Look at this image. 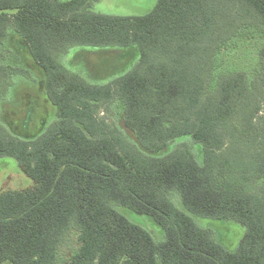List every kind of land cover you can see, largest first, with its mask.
<instances>
[{
  "label": "trees",
  "instance_id": "16d2710c",
  "mask_svg": "<svg viewBox=\"0 0 264 264\" xmlns=\"http://www.w3.org/2000/svg\"><path fill=\"white\" fill-rule=\"evenodd\" d=\"M97 1L0 0V45L17 33L57 107L32 140L0 122V157L34 182L0 194V264H264V0H158L135 17L97 13ZM242 31L263 41L252 79L220 72ZM75 48L137 58L97 85L64 64ZM16 76L30 73L0 63V99ZM115 103L136 143L100 117ZM186 137L202 146V164L187 143L158 155ZM176 195L191 214L242 224L239 248L201 228ZM120 206L153 217L165 240Z\"/></svg>",
  "mask_w": 264,
  "mask_h": 264
},
{
  "label": "rangeland",
  "instance_id": "374dc122",
  "mask_svg": "<svg viewBox=\"0 0 264 264\" xmlns=\"http://www.w3.org/2000/svg\"><path fill=\"white\" fill-rule=\"evenodd\" d=\"M158 0H98L94 10L97 13L135 17L151 13ZM10 38L0 45V62L21 67L30 73V77L16 76L14 84L5 98L0 99V122L15 136L32 140L39 136L57 119V107L47 98L44 92L43 71L37 67L21 38L13 30ZM263 45L260 37L242 31L233 38L219 55L220 72L244 71L252 79L259 69V52ZM126 49L75 48L64 58V64L74 72L81 74L92 84H105L129 72L134 66L137 51ZM30 83V87L26 85ZM46 97V98H45ZM264 114V109L262 110ZM109 124H115L133 143L136 136L125 127V110L120 103H115L110 113H101ZM180 143L191 146L197 160L202 164L203 150L200 144L190 138L178 139L165 155ZM34 182L21 170L16 159L0 157V194L8 190H25L32 188ZM178 208L193 217L203 229L211 230L219 242L228 250L236 251L246 234V228L232 220H218L191 214L183 205L179 196H174ZM118 211L132 223L146 229L157 242L165 240L164 229L148 215H140L126 207H117ZM76 246L72 239L64 248L63 254Z\"/></svg>",
  "mask_w": 264,
  "mask_h": 264
},
{
  "label": "crops",
  "instance_id": "0c3cea01",
  "mask_svg": "<svg viewBox=\"0 0 264 264\" xmlns=\"http://www.w3.org/2000/svg\"><path fill=\"white\" fill-rule=\"evenodd\" d=\"M1 63V62H0ZM1 64H4V63H1ZM38 67V66H37ZM27 78V77H26ZM32 85V84H31ZM30 83H28L26 86L27 87H30L31 86ZM46 98V97H45Z\"/></svg>",
  "mask_w": 264,
  "mask_h": 264
}]
</instances>
